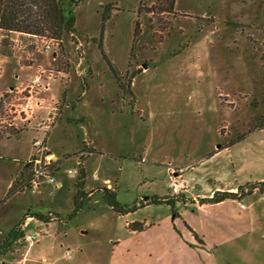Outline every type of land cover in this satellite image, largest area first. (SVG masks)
<instances>
[{"label": "rangeland", "instance_id": "1", "mask_svg": "<svg viewBox=\"0 0 264 264\" xmlns=\"http://www.w3.org/2000/svg\"><path fill=\"white\" fill-rule=\"evenodd\" d=\"M143 1L138 18L140 0H82L75 32L52 53L32 36L0 30V96L40 70L52 73L45 109L13 137L0 136V243L27 212L48 222L28 219L24 234H37L38 242H18L0 264H23L25 255L27 264H164V238L188 239L187 222L237 235L247 214L254 217L250 234L223 248L219 264H264L261 191L244 190L234 201L245 206L241 210L232 201L201 214L183 206L188 197L264 182V128L218 151L264 119V0ZM108 4L115 7L101 44L121 87L98 47ZM139 70L129 87L132 113L128 80ZM44 137L60 161L54 177L62 186L18 189L32 140ZM84 147L96 153L83 154ZM80 160L87 204L70 220ZM169 177L181 191L172 192ZM104 180L121 205L140 207L113 212L99 193L109 189ZM155 198L174 204L144 206ZM133 223L144 230L130 231ZM208 226L206 238L215 239Z\"/></svg>", "mask_w": 264, "mask_h": 264}, {"label": "trees", "instance_id": "2", "mask_svg": "<svg viewBox=\"0 0 264 264\" xmlns=\"http://www.w3.org/2000/svg\"><path fill=\"white\" fill-rule=\"evenodd\" d=\"M82 0H0V30L6 33H21L30 36H38V37H46L50 39H54L58 42V47L62 43V38L66 35H71L75 32V15L74 11L79 6ZM144 5V1L140 0V5L138 9V18L141 15L142 7ZM115 7V5L108 4L105 6V10L102 16V24L100 28V38H99V50L104 60L108 63L109 69L111 71L114 79L119 83L117 73L113 70L112 65L107 60L103 49H102V38L104 31V23L109 19L110 12L112 10L111 7ZM116 7L114 10H117ZM139 26L138 20L134 25L133 39L137 35V28ZM134 41V40H133ZM133 50V42L130 49V52ZM141 71H136L132 73L129 77V84L127 87V91L129 94V100L127 106H129L133 113V105L135 102V96L129 90L131 86L132 80L136 75H138ZM264 128V119L260 122L256 123L254 128L248 131L245 134H241L235 139H231L226 143L218 146V151L221 149H225L233 145L234 143L242 140L250 133L255 130H260ZM81 153L86 154H94L96 153L94 150H90L89 148L84 147ZM23 171H27V166L24 163ZM24 173L22 174V176ZM85 171L84 168L80 167V175L76 182L74 183L75 193L73 196V211L69 215V219H73L87 204V194L84 191L85 188ZM247 189V194H252V192L256 189L264 193V182L254 183L249 185V187H239L234 193L232 192H216L209 198H202L198 200L200 205H213L218 204L227 200L235 201L240 199L244 195V190ZM101 194L102 200L104 204L110 208L113 212L124 215L129 212H134L138 209L137 205H133L131 207L121 205L117 201V193L116 189L113 190L107 188H101L99 190ZM149 204H167L173 206V199H152L148 201L147 206ZM141 206V207H144ZM172 216L176 218L177 214L174 207H172ZM35 219L39 222H48L45 216L35 212H27L22 220H20L15 226H13L5 236V238L0 243V257L5 256L18 242H20L25 234L23 231L26 220ZM133 228L130 231H138L141 232L144 230V226L138 223H133ZM194 238L199 240L195 235Z\"/></svg>", "mask_w": 264, "mask_h": 264}, {"label": "built area", "instance_id": "3", "mask_svg": "<svg viewBox=\"0 0 264 264\" xmlns=\"http://www.w3.org/2000/svg\"><path fill=\"white\" fill-rule=\"evenodd\" d=\"M15 35H26L14 33ZM30 37V35H27ZM39 40L41 49L45 53H52L58 47V42L54 39L32 36ZM15 44L17 40L13 41ZM52 81V73L46 70H40L24 85L12 86L5 91L4 95L0 96V136L11 138L17 132L30 126L35 120L37 113L43 109L45 98L43 94L50 89ZM55 111V108L53 109ZM50 113H47L49 119ZM45 135V134H44ZM33 152L30 157L24 162L27 166V171L20 181L18 189L31 192H39L42 188H57L58 181L54 177L56 170L59 168V159L48 151L46 147L45 137L42 139H33L31 143ZM78 166H82V161H78ZM70 170L68 174H72ZM170 178L169 188L172 192L178 193L182 186L176 183L172 177ZM94 181H98L96 175L93 176ZM105 185L110 189V181L104 180ZM49 195H52L51 189ZM264 196V193H262ZM241 209H245L244 205H240ZM38 235H25L20 241L27 243L29 246L37 243ZM67 259H71L69 251L65 253ZM23 260V259H22ZM13 264H20L14 262Z\"/></svg>", "mask_w": 264, "mask_h": 264}, {"label": "crops", "instance_id": "4", "mask_svg": "<svg viewBox=\"0 0 264 264\" xmlns=\"http://www.w3.org/2000/svg\"><path fill=\"white\" fill-rule=\"evenodd\" d=\"M6 90L7 89L3 90L2 92ZM19 140V138L16 139V141ZM59 185L62 186V183L58 182L57 186ZM236 190L237 188L231 190L230 192L234 193ZM188 199L190 201H188L189 203L183 204L184 208L186 209V207L190 205L194 207V209H196V211L200 214L201 212H209L218 207H226L228 205V202L232 201L227 200L213 205H200L197 201V199L199 198L190 199L188 197ZM234 203H236L235 206L241 210L239 203ZM252 218H254L252 215L247 214L245 222L243 223L245 225V229L242 233H239L237 235L233 234L231 231H229L227 234L220 233L218 235L217 231L213 230V225L211 223H209L210 226H208L203 222L199 223L198 225L195 223L187 222L186 227L191 235L188 239H178L174 237L164 238V264H219L218 254L223 255L225 253V251L222 250L223 248L236 245V243H238L241 239L250 234V229L253 226ZM29 220L25 222L24 227L27 225ZM207 226L209 227V231L213 232L214 236L218 235L215 239L206 238L204 230L205 228H207ZM170 233L172 234V232ZM194 235L199 236L200 239L196 240L194 238ZM43 260L45 259L43 258ZM22 263H28V258L26 257V255L23 258Z\"/></svg>", "mask_w": 264, "mask_h": 264}]
</instances>
